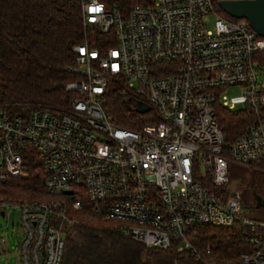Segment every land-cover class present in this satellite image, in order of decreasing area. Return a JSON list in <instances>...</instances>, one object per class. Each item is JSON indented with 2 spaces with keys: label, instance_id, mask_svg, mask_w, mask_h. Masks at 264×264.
<instances>
[{
  "label": "built area",
  "instance_id": "1",
  "mask_svg": "<svg viewBox=\"0 0 264 264\" xmlns=\"http://www.w3.org/2000/svg\"><path fill=\"white\" fill-rule=\"evenodd\" d=\"M218 1L81 0L82 25L95 37L74 47L67 103L20 111L0 102V184L34 159L55 196L0 199L19 208L18 264H60L64 227L75 221L67 210L81 194L145 247L177 242L202 260L210 248L193 245L195 229L232 228L246 247L241 264H264V221L228 193L230 162L261 170L264 161V37ZM115 82L134 94V108L148 105L137 111L148 123L113 121L103 101ZM234 85L242 93L227 99ZM238 104L252 118L228 141L217 108Z\"/></svg>",
  "mask_w": 264,
  "mask_h": 264
},
{
  "label": "trees",
  "instance_id": "2",
  "mask_svg": "<svg viewBox=\"0 0 264 264\" xmlns=\"http://www.w3.org/2000/svg\"><path fill=\"white\" fill-rule=\"evenodd\" d=\"M86 36L81 0H0V102L20 111L41 104L65 105L71 93L64 86L76 79L74 47ZM134 104V94L119 82L104 95V108L122 126L136 128L149 122ZM217 111L228 141L252 118L248 109L220 106ZM257 164L264 171V161ZM42 180L38 163L30 159L24 175L0 184V196L42 200L48 195ZM260 183L264 191V175ZM81 198L80 207L67 210L75 221L64 227L60 264H241L239 256L246 247L232 228L197 227L189 238L204 253L210 248V253L196 260L178 249L177 242L163 249L145 247L94 211L84 194Z\"/></svg>",
  "mask_w": 264,
  "mask_h": 264
},
{
  "label": "rangeland",
  "instance_id": "3",
  "mask_svg": "<svg viewBox=\"0 0 264 264\" xmlns=\"http://www.w3.org/2000/svg\"><path fill=\"white\" fill-rule=\"evenodd\" d=\"M215 16L209 15L206 18L207 29H213ZM244 22H248L245 18H240ZM95 32L88 31L89 40H93ZM242 93L239 85L227 87L222 95L227 99L238 96ZM243 108V104L236 105L235 109ZM264 175L257 167H250L243 164L230 162L228 164V193L238 191L241 202L243 204L242 212L246 216H250L264 221V206H255L254 191H261L259 188L260 178ZM262 196L264 198V191ZM55 196L48 194L42 200H52ZM0 199L9 201V199L0 196ZM3 213V215H2ZM21 235L19 227V208H12L10 204L0 206V264H18V243Z\"/></svg>",
  "mask_w": 264,
  "mask_h": 264
},
{
  "label": "water",
  "instance_id": "4",
  "mask_svg": "<svg viewBox=\"0 0 264 264\" xmlns=\"http://www.w3.org/2000/svg\"><path fill=\"white\" fill-rule=\"evenodd\" d=\"M219 7L227 14L235 18H245L251 28L264 37V0H219ZM145 103H137L136 111L144 112L148 109ZM70 194L71 191H64ZM255 206H264V198L254 195ZM3 215V213H2Z\"/></svg>",
  "mask_w": 264,
  "mask_h": 264
},
{
  "label": "flooded vegetation",
  "instance_id": "5",
  "mask_svg": "<svg viewBox=\"0 0 264 264\" xmlns=\"http://www.w3.org/2000/svg\"><path fill=\"white\" fill-rule=\"evenodd\" d=\"M254 195H257L260 198H263L261 191H254Z\"/></svg>",
  "mask_w": 264,
  "mask_h": 264
}]
</instances>
